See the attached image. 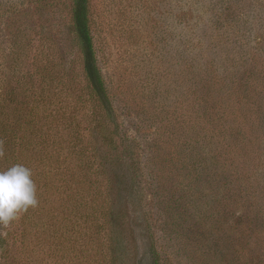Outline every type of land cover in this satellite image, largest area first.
I'll list each match as a JSON object with an SVG mask.
<instances>
[{"label":"rangeland","instance_id":"obj_1","mask_svg":"<svg viewBox=\"0 0 264 264\" xmlns=\"http://www.w3.org/2000/svg\"><path fill=\"white\" fill-rule=\"evenodd\" d=\"M71 11L72 0H0V127L32 116V101L20 108L4 93L43 51L62 93L22 137L33 149L51 142L42 132L64 138L58 150H16L20 161L0 146V171L30 160L38 200L0 223V264H264V0H91L111 143L79 102ZM74 140L103 170V194L90 189L109 225L98 237L82 229L89 179Z\"/></svg>","mask_w":264,"mask_h":264},{"label":"trees","instance_id":"obj_2","mask_svg":"<svg viewBox=\"0 0 264 264\" xmlns=\"http://www.w3.org/2000/svg\"><path fill=\"white\" fill-rule=\"evenodd\" d=\"M91 14V0H72V28L78 39L85 83L84 88H82L83 94L81 93L79 95V102L80 104L88 105V108L91 111V119H100L101 124L99 123L98 125L101 127L102 136L104 139L110 140L109 142L111 143L114 142V138L119 134L116 132H109L106 128L107 119H112L114 111L112 107V99L109 95L107 84L99 65ZM21 50H25V47L20 45L18 51H16V54L14 55L13 65H20L24 62V57L26 58V56H23ZM50 56L51 54L44 53L43 51L41 54L36 53L33 58V64L36 67V70L32 73L28 72L27 75L17 77V79L13 75L9 80L8 86L11 85L12 81L17 82L18 86H15L14 88L11 87L8 92L4 93L6 95L4 99L10 105L17 103L18 107L23 108L30 105V102L32 101L33 108L36 110V112L35 110L34 112L30 111V115H32L30 118L27 117V114L25 115L24 119L26 121L20 124L22 126H20L18 122L17 126L14 125L12 127L9 124L10 122L4 121L5 125L0 127V146L4 150H8L10 152L9 154H12L15 159L17 158V161L25 158L26 152H23L22 155H18L16 154V150H32L33 148L29 147L34 144V141L32 140H25L24 137H22V134H24L22 132L27 133V131L30 130L29 128L33 124L32 122L35 115L40 113L39 110H43L42 112L45 113V111L51 109L50 107L56 106L60 99V94L62 93V90H58L59 87H57L59 83L62 82L63 84V81L59 77L58 68L60 65L52 56ZM21 79L26 82V84L22 83ZM53 102L54 105H52ZM44 106H46V109L43 108ZM55 112H52L51 110L50 115L55 116ZM37 135H46L52 140L47 147H45L46 145L37 147L32 151L41 152L44 148L48 150L52 148L58 150L59 147H64L63 134L58 129L51 131V133L49 132V134L42 132ZM80 135L82 134L80 133ZM72 145L77 151L76 159L78 162H81L80 166L83 173L82 178L89 179L83 191L78 195V209L83 210L82 229L86 232L85 234L90 231H95L94 233L98 237L108 230L109 225L104 221L105 210L102 195L98 196L97 194L92 193L90 189L93 187L98 188L99 192L103 194L102 189L100 190L99 187V180L103 170L100 169L101 163L97 161V157H91L88 155L87 147L82 146L83 148H79L81 146L80 140H74ZM28 163H30V160L24 161L23 165L30 168ZM185 165H187V163H185ZM195 166L194 162H192L190 167L194 168H192L191 177L196 172ZM184 167L187 169V166ZM95 168L99 171L101 170L100 175ZM189 171L190 169L188 172L186 171L188 175L190 174ZM191 184V182H188L187 184L182 185L184 187L183 195L188 196L190 194V191L193 188Z\"/></svg>","mask_w":264,"mask_h":264},{"label":"clouds","instance_id":"obj_3","mask_svg":"<svg viewBox=\"0 0 264 264\" xmlns=\"http://www.w3.org/2000/svg\"><path fill=\"white\" fill-rule=\"evenodd\" d=\"M31 177V169L21 164L0 171V223L7 224L20 211L38 204L36 186Z\"/></svg>","mask_w":264,"mask_h":264}]
</instances>
